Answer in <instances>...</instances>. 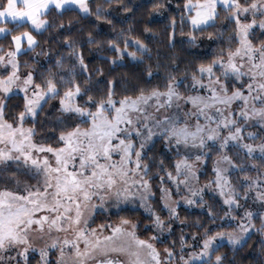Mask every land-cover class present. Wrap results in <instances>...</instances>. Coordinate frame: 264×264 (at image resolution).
I'll use <instances>...</instances> for the list:
<instances>
[{
    "label": "snow or ice",
    "instance_id": "obj_1",
    "mask_svg": "<svg viewBox=\"0 0 264 264\" xmlns=\"http://www.w3.org/2000/svg\"><path fill=\"white\" fill-rule=\"evenodd\" d=\"M33 259L264 264V0H0V264Z\"/></svg>",
    "mask_w": 264,
    "mask_h": 264
},
{
    "label": "trees",
    "instance_id": "obj_2",
    "mask_svg": "<svg viewBox=\"0 0 264 264\" xmlns=\"http://www.w3.org/2000/svg\"><path fill=\"white\" fill-rule=\"evenodd\" d=\"M72 15H73V14H67V15L64 17V19L67 20V19L71 18ZM139 15H140V14H138V17H139ZM144 19L147 20V19H149V17L145 16ZM82 23H84L85 25H87V21H82ZM129 23H133V22H132V21H129ZM150 26L154 27V29H155V31L157 32V34H158L161 38H163V24H162V23H161V24H156V25H150ZM89 27H91V26H89ZM116 27H117V29H119V28H121V27H125V25H121V24L117 23V24H116ZM161 46H162V45H161ZM86 55H87V57H88L90 60H94L95 63H100V64H102V66L105 67V71H107V65H106V64H103V62H101V61H99L98 59H96V57H97L99 54L92 52V53H87ZM91 66H94V64H93V65H90V67H91ZM17 100H18V97H15V98L11 101V103L15 104V103L17 102ZM203 179H204V178L202 177V180H203ZM186 214H187V213H185L184 211L181 212V215H182V216H183V215H186ZM197 215H200V212H199L198 209L193 211V213H192V215L189 217V219H193V218H195V216H197ZM193 230H194V229L189 230V231H193ZM177 231L179 232V227H177ZM172 239H175V236L172 237ZM254 241H255V237L253 238V242H254ZM222 251H228V250H227V249H222ZM247 251H248V249H244V250H242V251L238 254V257H237V258H238V259H241L243 256H245V255L247 254ZM229 255H231L230 252H229ZM32 264H36V260H35V259L32 260Z\"/></svg>",
    "mask_w": 264,
    "mask_h": 264
},
{
    "label": "rangeland",
    "instance_id": "obj_3",
    "mask_svg": "<svg viewBox=\"0 0 264 264\" xmlns=\"http://www.w3.org/2000/svg\"><path fill=\"white\" fill-rule=\"evenodd\" d=\"M98 222H99V221H98ZM55 258H56L55 255H53V256H52V259L54 260Z\"/></svg>",
    "mask_w": 264,
    "mask_h": 264
}]
</instances>
